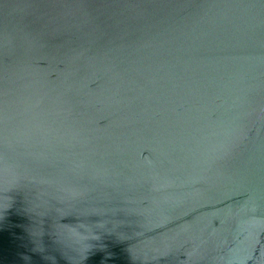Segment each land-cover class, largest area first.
I'll return each instance as SVG.
<instances>
[{
  "label": "water",
  "instance_id": "95a60500",
  "mask_svg": "<svg viewBox=\"0 0 264 264\" xmlns=\"http://www.w3.org/2000/svg\"><path fill=\"white\" fill-rule=\"evenodd\" d=\"M0 264H264V0H0Z\"/></svg>",
  "mask_w": 264,
  "mask_h": 264
}]
</instances>
